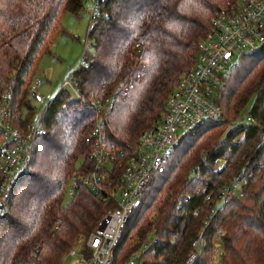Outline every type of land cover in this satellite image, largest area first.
<instances>
[{
	"label": "trees",
	"instance_id": "trees-1",
	"mask_svg": "<svg viewBox=\"0 0 264 264\" xmlns=\"http://www.w3.org/2000/svg\"><path fill=\"white\" fill-rule=\"evenodd\" d=\"M235 2H102L87 32L92 49L71 74L77 97L72 100L64 91L57 94L42 118L29 171L8 193L0 217V264H62L78 235L91 234L115 209L113 200L94 196L81 183L64 203L74 173L81 176L93 168L90 153L98 113L91 102L112 99V107L101 117L107 148L121 169L135 155L140 135L160 121L179 75L193 68L197 44L208 34L214 14ZM82 7L83 0H0V92L12 95L14 127L30 130L34 114L29 79L37 59L50 52L60 15H78ZM216 100L222 118L186 133L161 170L151 175L114 249L112 264H124L152 229L159 246L146 254L144 264H183L205 218L194 214L202 200L195 190L200 186L215 190L243 172L252 174L243 195L225 206L214 226L225 231L222 264H264V47L241 55ZM243 110L257 126L234 127ZM239 136L243 141L235 145L232 140ZM217 158L225 160V167L216 174L212 164ZM185 192L193 200L179 207ZM172 234L175 239L170 242ZM205 236L209 242L210 233ZM205 260L204 255L196 264Z\"/></svg>",
	"mask_w": 264,
	"mask_h": 264
},
{
	"label": "built area",
	"instance_id": "built-area-1",
	"mask_svg": "<svg viewBox=\"0 0 264 264\" xmlns=\"http://www.w3.org/2000/svg\"><path fill=\"white\" fill-rule=\"evenodd\" d=\"M87 1L92 2L89 12L94 16L104 0ZM263 47L264 0H236L231 8L215 13L208 34L197 44L193 68L178 78L166 99L160 121L154 128L140 135L135 155L126 159L121 169L116 164L115 155L107 148L101 117L112 107V99L91 102L98 113L92 131L90 160L93 168L84 175L73 176L66 190L73 196L81 183L94 196L113 200L116 207L102 217L83 244H73L66 252V258L71 259L69 264H112L114 249L130 213L139 206L142 192L149 184L151 175L161 170L186 133L207 121L222 118V110L216 98L226 76L235 68L241 55L252 54ZM39 84V80H33L29 85L31 100L42 107L37 109L33 106L34 118L29 131H22L10 123L12 95L9 91L0 92V217L6 211V200L12 186L29 171L35 141L41 134L43 115L54 100L38 93ZM257 124L255 118L244 112L234 127H254ZM242 141V136L232 140L235 145ZM224 167L223 158H217L212 164L216 174ZM251 177L250 172H243L215 190H206V186L195 190L196 194L202 196V200L201 205L193 210L194 214H205V218L191 242V251L183 264H196L204 255L206 260L199 264H222L225 231L214 226L225 206L243 195ZM179 199V207H183L193 200V195L185 192ZM210 202L213 204L210 208H203ZM154 230L147 232L124 264H144L146 254L157 247L159 242ZM207 232L210 233L209 242L205 236ZM174 239L175 234H172L169 241L173 242Z\"/></svg>",
	"mask_w": 264,
	"mask_h": 264
},
{
	"label": "rangeland",
	"instance_id": "rangeland-1",
	"mask_svg": "<svg viewBox=\"0 0 264 264\" xmlns=\"http://www.w3.org/2000/svg\"><path fill=\"white\" fill-rule=\"evenodd\" d=\"M90 4H92L91 1L83 0V7L78 15L68 12H64L60 15V29L52 37L53 41L50 52L40 54L37 59L36 71L33 73L29 81L31 80V83L33 80L40 81L38 93L45 98H49L51 100L55 99L60 91L67 92L72 100H75L77 97V92L72 84L71 74L82 63L84 53L86 51H91L92 49V41L87 36L89 26L91 25V17L93 16L89 12ZM255 59L256 58L251 59V62ZM260 67H262V65H260ZM181 75H179V77ZM66 82V86L63 87ZM174 86L175 84H173V87ZM31 104L37 109L42 108L38 106L33 100H31ZM247 109L249 110V108ZM248 110H243L241 113H249ZM32 113L34 114V110H32ZM240 116L237 117L235 121H237ZM223 129L227 131L229 127H224ZM223 136L224 133L220 137V140L223 138ZM74 174L75 176H79L78 171ZM72 197L73 196L70 195L68 189L65 190L64 203L69 201ZM166 197V194L163 195L160 201H163ZM154 217L155 215L152 214L150 221H152ZM86 238L87 236L85 235H78V237L73 241L72 245L78 242L79 244H83ZM148 253H150V251ZM64 256L62 258V264H69L71 259L66 258V256L64 258Z\"/></svg>",
	"mask_w": 264,
	"mask_h": 264
},
{
	"label": "crops",
	"instance_id": "crops-1",
	"mask_svg": "<svg viewBox=\"0 0 264 264\" xmlns=\"http://www.w3.org/2000/svg\"><path fill=\"white\" fill-rule=\"evenodd\" d=\"M66 256V255H65ZM65 256H64V258H65Z\"/></svg>",
	"mask_w": 264,
	"mask_h": 264
}]
</instances>
